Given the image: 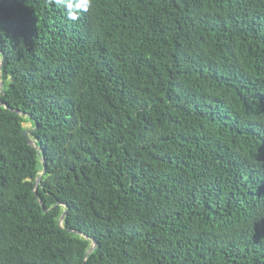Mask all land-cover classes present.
Wrapping results in <instances>:
<instances>
[{"label":"trees","instance_id":"trees-1","mask_svg":"<svg viewBox=\"0 0 264 264\" xmlns=\"http://www.w3.org/2000/svg\"><path fill=\"white\" fill-rule=\"evenodd\" d=\"M0 51L32 117L0 106V264H85L66 229L86 264H264V0H0Z\"/></svg>","mask_w":264,"mask_h":264},{"label":"water","instance_id":"water-1","mask_svg":"<svg viewBox=\"0 0 264 264\" xmlns=\"http://www.w3.org/2000/svg\"><path fill=\"white\" fill-rule=\"evenodd\" d=\"M0 55L2 57L1 67H0V88H1L0 97H2V96L5 95V91H4L5 84H4L3 80H2L1 72H2L3 66L6 63V58H5L4 54L1 51H0ZM0 106L4 107L8 111L13 112V113H15V114H17L19 116L27 117L29 119H32V117L29 114H27L25 112H22L20 110L14 109L11 106L7 105L3 101H0ZM37 130H38V127L36 125L35 128H33V129H29V130L25 129V131L23 132V135L27 138L29 145L37 150L38 154L41 156V159H42L43 171H42L41 175L36 180V183H35V194H36L40 204L44 208L43 202L39 199L38 189H39V186L43 182L44 177L46 175L47 163H46V160H45V153H44L43 147L38 145L37 141H35L33 139V134L35 132H37ZM56 206H59V204L56 205ZM44 211H45L46 214H48V212H49V210H45V208H44ZM68 214H69V209H67V211H65V213L63 214V216L60 219L59 225H60L61 228H64V221H65V218L68 216ZM66 230H67V232H69L71 234L81 235L86 240H88V241H90L92 243L91 248L89 249L88 253L86 254V258H85V264H86L88 259H89V257H90V255L97 249V242L94 239H91L90 237H88L87 235L80 233L79 231L71 230V229H66Z\"/></svg>","mask_w":264,"mask_h":264},{"label":"clouds","instance_id":"clouds-1","mask_svg":"<svg viewBox=\"0 0 264 264\" xmlns=\"http://www.w3.org/2000/svg\"><path fill=\"white\" fill-rule=\"evenodd\" d=\"M55 2L58 4V5H61L62 4V0H55ZM89 7H90V3H89ZM83 11H87V7L83 8L82 9ZM75 17L73 15H69V19H74Z\"/></svg>","mask_w":264,"mask_h":264},{"label":"rangeland","instance_id":"rangeland-1","mask_svg":"<svg viewBox=\"0 0 264 264\" xmlns=\"http://www.w3.org/2000/svg\"><path fill=\"white\" fill-rule=\"evenodd\" d=\"M2 61L1 57H0V62ZM1 90V88H0ZM24 127L26 130H29V129H33V124L31 122H27L24 124Z\"/></svg>","mask_w":264,"mask_h":264},{"label":"flooded vegetation","instance_id":"flooded-vegetation-1","mask_svg":"<svg viewBox=\"0 0 264 264\" xmlns=\"http://www.w3.org/2000/svg\"><path fill=\"white\" fill-rule=\"evenodd\" d=\"M0 57H1V55H0ZM1 59H2V57H1ZM0 67H1V62H0ZM0 93H1V90H0Z\"/></svg>","mask_w":264,"mask_h":264}]
</instances>
